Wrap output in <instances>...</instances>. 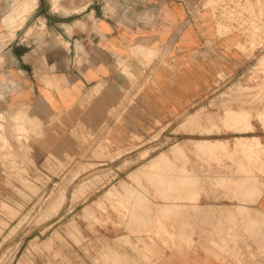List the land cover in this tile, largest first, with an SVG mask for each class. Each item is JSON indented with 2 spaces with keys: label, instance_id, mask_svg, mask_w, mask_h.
I'll return each mask as SVG.
<instances>
[{
  "label": "rangeland",
  "instance_id": "rangeland-1",
  "mask_svg": "<svg viewBox=\"0 0 264 264\" xmlns=\"http://www.w3.org/2000/svg\"><path fill=\"white\" fill-rule=\"evenodd\" d=\"M13 2L0 0V62L10 42L17 56L36 55L53 37L45 27L52 12L101 10L100 0H31L13 12ZM186 12H212L223 34L239 38L249 65L223 78L185 123L140 138L119 160L124 150L102 159L104 144L92 145L76 160L49 157L44 172L32 173L30 159L23 176L14 155L13 185L0 191V264H101L106 250L117 264L150 261L164 254L167 227L174 247L200 241L227 250L247 242L254 264H264V0H198ZM13 79L0 75V89L18 88ZM0 124L1 151L15 154L12 141L29 132L23 118L2 102ZM108 141L104 149L115 153ZM182 201L189 203V235L178 241L171 222Z\"/></svg>",
  "mask_w": 264,
  "mask_h": 264
},
{
  "label": "crops",
  "instance_id": "crops-1",
  "mask_svg": "<svg viewBox=\"0 0 264 264\" xmlns=\"http://www.w3.org/2000/svg\"><path fill=\"white\" fill-rule=\"evenodd\" d=\"M100 1V11L91 4V12H52L45 27L53 37L39 44L36 55L29 50L19 57L14 42L6 45L0 75L20 82L15 77L18 88L0 89V104L20 114L29 132L21 142L12 141L15 154L2 152L0 145V191L13 185L14 155L22 161L23 176L44 172L51 156L69 154L76 160L92 145L104 144L102 159L115 155L116 148L124 150L116 158L121 159L134 152L126 149L140 138L185 123L223 78L237 76L250 63L239 38L223 34L212 12H194L196 21H188L186 6L198 0ZM107 139L115 153L104 149ZM30 159L31 170L26 168ZM176 207L171 228L175 224L176 240L184 241L189 203ZM259 208L264 213V194ZM169 231L164 254H158L163 260L150 255V261L132 264H254L247 242L227 250L200 241L174 247ZM101 253V264H117L107 250Z\"/></svg>",
  "mask_w": 264,
  "mask_h": 264
},
{
  "label": "bare ground",
  "instance_id": "bare-ground-1",
  "mask_svg": "<svg viewBox=\"0 0 264 264\" xmlns=\"http://www.w3.org/2000/svg\"><path fill=\"white\" fill-rule=\"evenodd\" d=\"M30 1H31V0H21L20 3H19V0H18V3H19L18 6L15 5L14 2H13V4L15 5V6L13 5V6H14V10H13V12H15L16 9H17V7H19V6H21V9H22L23 7H26V6L29 4ZM10 11H11V10H10ZM9 13H10V12H9ZM10 14H12V13H10ZM255 14H256V13H255ZM255 14H254V15H255ZM238 24H240V23H238ZM252 38H253V37H252ZM254 38H255V37H254ZM254 38H253V39H254ZM251 41H252V40H251ZM251 41H250V42H251ZM250 42H249V43H250ZM15 117H17V116H15ZM15 117H14V118H15ZM17 120H18V119H17ZM0 127H1V124H0ZM17 127H18V126H17ZM17 127H16V128H17ZM154 228H155V227H154ZM163 231H164V230H163ZM160 233H161V232H160ZM160 240H161V239H160ZM172 242H173V241H172Z\"/></svg>",
  "mask_w": 264,
  "mask_h": 264
},
{
  "label": "built area",
  "instance_id": "built-area-1",
  "mask_svg": "<svg viewBox=\"0 0 264 264\" xmlns=\"http://www.w3.org/2000/svg\"><path fill=\"white\" fill-rule=\"evenodd\" d=\"M188 14V21H191V19L194 17V12H188Z\"/></svg>",
  "mask_w": 264,
  "mask_h": 264
}]
</instances>
